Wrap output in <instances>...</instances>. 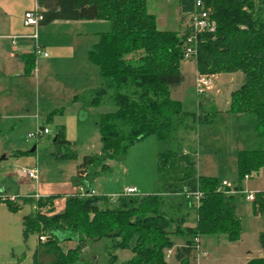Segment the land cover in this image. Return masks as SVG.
<instances>
[{
  "label": "trees",
  "instance_id": "trees-1",
  "mask_svg": "<svg viewBox=\"0 0 264 264\" xmlns=\"http://www.w3.org/2000/svg\"><path fill=\"white\" fill-rule=\"evenodd\" d=\"M197 0H179L182 18L196 11ZM44 15L41 25L56 20H107L111 28L99 36L89 50V60L99 68L100 83L76 95L85 108L93 105H112L113 111L97 117L101 150L96 155L83 157L76 184L92 188L86 182L98 172L86 173L91 167L101 171L110 167L108 160L123 159L130 147L147 136L155 135L163 143H175L158 154V180L163 192L148 195L121 196L112 204L109 195L67 197L63 212L50 216L41 212L48 207L54 211L56 195L25 198L36 203L23 218V234L38 236L34 264H93L81 259L88 240L111 239L110 250L130 249L133 256L122 264H173L167 261L168 250L176 264H192L196 238L225 235L230 242L241 238V219L236 214L233 195L218 188L226 177L199 175L194 151L184 152L181 130H194L199 124L212 126L216 111L188 112L172 90L182 85L181 71L188 37L194 33L190 20L183 32L158 27L157 17L149 11L148 0H36ZM216 24L214 31L197 34L196 67L200 74L214 75L241 72V85L232 91L229 112L246 117L253 126L251 145L236 152L238 172L233 181L242 190L245 176L264 167V0H201ZM25 74L36 68L35 53L23 55ZM200 97V96H199ZM62 111V110H61ZM60 112L54 110L48 115ZM54 144L71 145L58 130ZM57 153V152H56ZM18 154H23L22 152ZM76 158L74 151L57 154ZM1 162V158H0ZM87 177L85 178L84 176ZM229 179V178H228ZM199 190L202 198L198 207L184 191ZM165 194L179 193L185 208L196 212L194 226H188L186 215H170L166 210ZM1 201V200H0ZM11 211L20 204L5 201ZM256 214L264 212V190L256 193ZM48 213V212H47ZM45 235L46 240L41 236ZM184 244L176 246V239ZM202 240V239H201ZM76 241L74 247L63 244ZM264 250V231L258 236ZM202 244V243H201ZM111 264L116 254L110 252ZM198 256V253H197ZM95 264V263H94ZM246 264H264V257H254Z\"/></svg>",
  "mask_w": 264,
  "mask_h": 264
},
{
  "label": "rangeland",
  "instance_id": "rangeland-1",
  "mask_svg": "<svg viewBox=\"0 0 264 264\" xmlns=\"http://www.w3.org/2000/svg\"><path fill=\"white\" fill-rule=\"evenodd\" d=\"M29 1H31L32 7L35 6V0H27L25 5ZM171 1L174 0H148L149 11L156 15L158 27L161 29L173 30L178 27L179 23L176 20L178 17L177 7ZM168 2L171 3L168 5ZM182 19L186 25L190 20V16ZM185 25L177 28L180 34L183 32ZM40 29L41 27H39L38 33ZM68 49L67 47L58 49V57L52 56L56 58L55 60L62 59L66 61L70 58L68 52L72 50ZM50 54L52 53L50 52ZM183 62H185L184 59ZM42 65L36 62V69L39 70L38 74H40L39 80L31 78L34 75L35 70H33L31 74H25L28 76L26 84L24 86L18 85L26 102H28L27 107L21 110L22 114H28L27 117L21 116L9 119L2 117L0 112V147L7 148L9 146L7 150L23 153L16 160V167H13V171H17L22 167L32 168L38 164L41 179L73 180L77 165L83 157L85 155H96L101 150L100 132L99 128L95 126V120L101 114L98 115L99 109L103 105L90 106L93 108L89 109V117L83 122H80L78 118V110L76 111L74 103L67 104L66 109H64L65 105H60L58 107L60 112L49 119L48 115L56 110L53 101L63 96L62 85L68 83L69 80L80 79V77L70 74L68 78L64 74L66 72L59 66L54 67L53 72L55 73H50L51 78L42 77L41 75L45 71ZM62 65L68 69L76 66L72 60L69 64L64 62ZM196 68L194 61L185 63L183 72L186 74L187 80L180 87L172 90V96L181 101L185 111L199 112V102L201 101L204 105V111H211L214 107L217 114L212 126L204 123L197 125L194 130H181L179 135L184 136L182 143L184 152L194 151L192 153L197 161L196 170L199 175L230 177L229 180L233 183L238 172L236 152L250 146L255 133L253 126L246 117L239 118L229 112L232 91L239 87L242 76L238 74L235 76L222 75L220 77V74H212L211 88L206 89L203 96L199 97L196 88V78L199 72ZM3 96L4 94L1 93V99ZM73 98L68 102H71ZM5 112L7 113L8 110H5ZM36 115L40 117L38 123L35 118ZM37 127L49 128L50 134L42 138H28V134L35 132ZM61 127L64 129L65 138L71 141L70 146L60 144L57 147L54 144V139ZM175 146V143L159 141L155 135L147 136L130 147L123 159L109 160L110 165H108L110 168L108 170L101 171L100 167H91L89 169L90 174L91 172L93 174L95 169L98 172L97 176L90 178L89 182L92 189L96 195L119 193L123 191L125 186H135L139 195L163 192L162 185L158 180V154L168 147ZM34 147H36V150L31 152ZM72 151L76 153V158H63L57 155ZM18 174H21L19 170L17 176H19ZM251 174H254V176ZM248 175H250V178H244L242 190H253L255 192L264 190V167ZM22 177H25V175H22ZM2 178L0 176V179ZM83 188L86 190V187ZM226 195L234 196L236 214L241 219V238L237 242H230L225 235L202 236V246L205 250L207 249L209 256H197L195 251L192 264H198L199 262L201 264H238L245 258L247 250L250 249L254 254H258L257 250L261 249L258 246L257 237L258 232L264 231V212L256 214L254 202L247 201L245 195L241 192ZM12 196H15V198H12ZM164 199L166 200L165 210L170 215H186V225L194 226L192 221L196 217V212L185 208L186 205L181 194L164 193ZM0 200L20 204L17 211H11L6 202V206L0 205V260L4 261L3 257L7 255L10 258L8 264H34L33 256L37 247L38 236L36 233H32L25 237L23 229H21L24 216L29 215L31 212V204L21 205L23 201L18 195H8L5 199L0 198ZM112 204L114 205L116 202H112ZM37 209L35 208V210ZM46 209H48L47 206L41 208V212L48 216L52 215L47 213ZM3 211L13 213L14 219H9ZM176 243H178L177 246L183 245L184 240L177 238ZM62 246L66 249L69 246H74V244L66 242ZM84 248L85 250L80 254L81 259L93 264H111L110 252L112 254L116 253V259L112 264H122L133 256L130 249L110 250L111 239L106 237L97 241L88 240ZM173 249L170 256L166 258L168 262L176 264ZM166 254L169 255V251Z\"/></svg>",
  "mask_w": 264,
  "mask_h": 264
},
{
  "label": "crops",
  "instance_id": "crops-1",
  "mask_svg": "<svg viewBox=\"0 0 264 264\" xmlns=\"http://www.w3.org/2000/svg\"><path fill=\"white\" fill-rule=\"evenodd\" d=\"M25 1L27 0H0V94H4L2 99L0 97V112L2 117H7L9 119H15L21 116L27 117L28 115L26 113H21V110L27 107L28 102H26L22 91L19 90L18 87L19 84L24 86L26 84V80L28 79V76L25 75V62L22 59V56L33 53L35 48V41L32 38L24 37L32 33V28L24 25L25 12L29 9L34 8V6H31V1H29L27 5H25ZM171 2H174L175 7H177L178 17L176 20L179 23L178 27H181L184 25V20L181 18L182 13L179 0H174ZM171 2H168V5ZM34 4H36V0ZM40 27L41 29L38 33L37 42L49 52L48 57H39L36 60L37 63L43 64L42 66L45 69V71H43L44 73L41 76L51 78L52 76L50 73H55L53 72L54 67L57 68L59 66L63 69V71L66 72L64 74L68 78L70 77V74L78 75L80 77V79L72 81L69 80L68 83L62 85L63 96L58 97V99H55L53 101V106L55 107V109H58L60 105H65L64 109H66L67 104L74 103V105L76 106V111L78 110V118L80 122H83L89 117V109L93 107L89 106L85 108L83 102L79 100H72L71 102L68 101L76 95H80L87 90L94 89L99 85V68L88 59V52L90 48L99 41L100 34L110 30L111 23L107 20H56L48 25H41ZM178 27L173 30H177ZM13 36H19L15 40V42H13ZM66 47L72 49L70 52H68V56L70 58L66 61L59 58L58 59L61 61L55 60L56 58H54L53 56L58 57L59 55V52L57 50ZM53 49L55 50L53 51ZM50 52L52 54H50ZM70 60H72L74 65H76L72 69H68L62 65L64 62L69 64ZM190 61L194 60L185 61L181 65V71L185 77V80L182 84H184L187 80V76L183 72V67L186 62ZM38 71L39 70L35 68L34 75L31 77L32 79L36 78L37 80H39L40 74H38ZM238 74L242 76L243 80V74L241 72L222 73L219 76H235ZM100 108L101 109H99L98 115L100 113H105L114 110V107L112 105H103ZM212 109L215 108L212 107ZM5 110H8V112L6 113ZM2 111L4 112L2 113ZM97 117L95 120V126L96 128H99L96 122ZM39 118L40 117H38V119L36 118L37 123L39 122ZM48 134H50V132ZM7 149H9V146H7V148L0 147V176L3 177L2 179H0V194L18 195L21 197V201H23V197L38 199L36 195H38L39 197L56 195L57 197L54 200V211L49 212L48 209L46 210L50 214L63 212L66 206L67 197L76 194L78 189L80 188V185L76 184V182L72 179H62L63 181L59 179H41L40 170L38 180L30 179L27 176L22 177L21 174V176L19 174V176H17V172L20 169H18L17 171H13V167H16V160L20 156V154H18L20 152H12L11 150ZM99 153L100 152H98V154ZM108 161L106 163L110 165ZM80 163L77 165L76 174L74 175V177H77ZM36 166L38 167V164ZM87 172H89V169H87L86 173ZM87 175L84 177L86 178ZM86 182L92 188L89 180H86ZM126 187L129 186H125V188ZM23 204H31V211L37 206L36 203L30 202H22L21 205ZM0 205L6 206L4 201H0ZM3 212L4 215L7 216L9 219H14L12 215L13 213L8 211ZM192 223H194V220L192 221ZM21 229H23V226L21 227ZM261 232L262 231L258 232V236ZM68 243H73L74 246L76 245V241H70ZM74 246H69L66 249ZM258 246L259 248H261L259 242ZM174 251L175 248L173 249V253ZM257 253L258 254H254L252 250H247L245 253V258L241 263L238 262V264H246L248 260L254 257H264V250L262 248L258 249ZM201 255L209 256L207 249L205 250L203 246L202 253L200 254V256ZM3 258L4 261L0 260V264L10 263L9 256L6 255ZM198 264L201 263L199 262Z\"/></svg>",
  "mask_w": 264,
  "mask_h": 264
},
{
  "label": "built area",
  "instance_id": "built-area-1",
  "mask_svg": "<svg viewBox=\"0 0 264 264\" xmlns=\"http://www.w3.org/2000/svg\"><path fill=\"white\" fill-rule=\"evenodd\" d=\"M190 16V24L193 26L194 33H192L188 39H187V46L185 47L184 51V60H196V55H197V44H198V39H197V34L202 31H214L216 29V24L214 21L210 20V15L209 11L204 8V5L202 4L201 0L196 1V11L193 12ZM44 19V15L42 11H40V8L36 2L34 8L29 9L25 12V17H24V25L31 27L33 29L32 33L29 35H26L24 37H29L32 38L35 41V48H34V53L37 58L39 57H48L49 53L47 50L44 49L43 46H41L38 42V29L41 26V22ZM19 36H13V42L18 38ZM23 37V36H22ZM197 91L199 96H203L204 92L206 89L211 88V82H212V75H207V74H200L197 73ZM38 115H36V118L38 119ZM50 132L49 128L47 127H37L35 132L29 133L28 137L29 138H42L45 135H47ZM20 173L22 175H25L29 177L30 179L38 180L39 178V169L37 166L28 168V167H22L20 168ZM252 175V174H251ZM254 176V174L252 175ZM251 176V177H252ZM250 175H246L245 179H249ZM219 191H223L226 194H235L236 192H241L242 194L245 195V199L250 202H254L256 199V193L258 191H253V190H236L234 188L233 183L228 179V178H223L221 185L218 188ZM79 191V192H78ZM77 193H79L82 196H89V195H96L95 191L92 189L91 191L85 190L83 187L80 186L78 189ZM184 194L186 198H191L192 203L194 206L198 207L200 205V200L202 198V192L199 190L195 191H189L186 190L184 191ZM131 195H138V190L136 187H126L123 189V191L109 195V198L111 202H117L118 198L121 196H131ZM8 195L5 194H0V198L5 199V197ZM37 198H39L38 195H36ZM12 198H15V196ZM37 208V206L35 207ZM41 239L44 241L46 240V236L42 235ZM196 248L195 251L200 255L202 253V244H201V238H196ZM85 250V248L83 249ZM169 255H166L167 258L170 256L172 249L168 250Z\"/></svg>",
  "mask_w": 264,
  "mask_h": 264
},
{
  "label": "water",
  "instance_id": "water-1",
  "mask_svg": "<svg viewBox=\"0 0 264 264\" xmlns=\"http://www.w3.org/2000/svg\"><path fill=\"white\" fill-rule=\"evenodd\" d=\"M56 138V137H55ZM35 150V147L32 149V151H34Z\"/></svg>",
  "mask_w": 264,
  "mask_h": 264
}]
</instances>
